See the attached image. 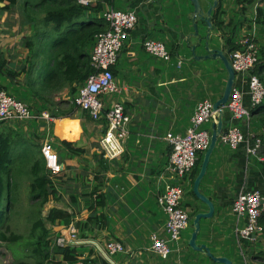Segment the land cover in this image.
Returning a JSON list of instances; mask_svg holds the SVG:
<instances>
[{"label":"crops","instance_id":"1","mask_svg":"<svg viewBox=\"0 0 264 264\" xmlns=\"http://www.w3.org/2000/svg\"><path fill=\"white\" fill-rule=\"evenodd\" d=\"M184 1V8L177 12L170 11L168 15L162 14L163 10L167 8L164 0H130L127 4V9L136 13L137 23L130 32L128 39L123 43L114 66V82L119 92L114 93L116 97L113 100L110 98L106 100L107 107L112 101L120 102L124 112L130 117L129 135L124 144V152L119 157L112 160L103 157L100 141L105 133L106 126L103 123L91 120L80 110H75L76 107L73 104L74 96H71L68 87L58 90H62V96H67L63 103L65 108L62 110V114L57 115L52 112L56 118H54L52 123L53 136L51 135L52 139L50 140L57 143V146L54 145L53 149L58 154L63 167V172L57 175L60 177L64 173L65 186L69 189V192L72 194L78 193L80 197L79 209H76L75 206L72 209L75 211L73 213L74 217L78 215L76 213L77 210H82L81 216L84 215V209L87 208L84 200L85 194L90 193L96 184L91 175L83 177V175L89 173L83 174L84 164L87 162L86 165L89 163L94 166L97 160L105 159L108 161L109 169L102 174L104 184L102 192L105 194L106 199L105 205L101 210L102 213L108 214L109 229L103 230L100 238L102 242L108 239H115L123 244L124 253L128 257L122 260L121 256L120 261L116 262V264H184L181 261L180 252L182 250L187 251L188 248L192 256V264H205L202 261L204 256L210 260L208 264H220L214 262L204 252L191 249L188 246V242L186 244L187 247L182 248L181 246L177 256L172 257L173 251L167 259L160 258L150 250L151 233L153 231H161L166 219V216L164 218L163 215L165 213L156 203V198L166 184L177 180H175V174L169 168L168 157L171 148L164 140V137L168 132L183 134L190 126L193 115L192 106H196L197 102L200 101H194L191 93L192 87L196 82L198 84L195 90L199 89V81L202 78L198 70V73L191 72L192 69H198L196 64L190 61L192 59L187 61L190 64L187 67L186 74L181 72L177 76L174 75L172 70L180 68V62L183 59L180 58L177 66L166 63L171 62L172 57H178V51L176 49L175 52L174 47H178L177 44L180 43L182 38L185 39L188 47L197 41H190L192 37H189V35L193 32L191 31L189 19L190 29L183 26L180 13L186 12V15H188L192 9L190 3L187 0ZM102 4L101 13L108 7L113 6L115 8L114 0H110L109 3L103 2ZM95 5L96 3L90 7ZM206 8L207 6L205 5L204 10ZM4 14L7 16V13ZM169 21L171 22L170 24ZM5 25L8 27L12 26V24L8 25V23H5ZM204 27H206L205 24ZM150 32L151 34L153 32L163 34L167 39L176 40L179 37L177 43L171 41L169 60L165 61L155 58L145 51L143 41L151 39L148 36ZM3 33L6 34L7 32L4 31ZM187 37H189L188 40ZM22 39L25 40L26 37L23 36ZM215 43L218 45L217 40ZM197 50H201V48ZM27 55L28 51L21 58L20 63L22 64L20 67L24 64ZM5 63L4 58H0V65L2 64L0 69L1 76L7 73V69L15 67L14 62H9V67H6ZM117 64L119 66L116 69ZM39 71L41 70L38 60L35 74ZM0 79L4 84H8L10 89L12 88V83L7 78L1 77ZM29 99L36 110L38 108H46L44 107L45 105L40 104L33 98ZM60 101L63 102V100ZM62 102L59 103L62 104ZM35 112H40V110ZM70 112H73L72 116L65 115ZM226 119L227 121H225ZM222 120L223 127L232 125L228 113L227 118L226 115H223ZM254 120L252 117L249 129H251V132L259 134L262 129L253 124ZM3 123L5 122H0L2 125ZM39 123H35V134L33 135L36 136V140L40 139V144H42L45 134H43V126ZM237 126L245 129V124L242 122L238 123ZM8 127L18 131L12 126V123H8L7 126L3 125L5 129ZM209 130L211 132V128ZM59 132L63 135L59 134ZM62 140L74 143L76 147L82 148L84 153L79 156L69 155L67 150L59 144ZM238 151L219 142L216 143L210 157L209 168L199 185V192L209 198L214 206L213 219L200 220V230L196 238L197 244L201 228L206 225L199 245H204L215 257L228 258L232 264V258L235 255L232 252H224L225 244L234 242L235 245H238V248H241L234 231L237 220L232 212V204L242 190L249 189L248 187L252 185H259V182H255L259 181L256 173H259V168H257L256 163L263 161V157L259 156V153L254 155L257 157L249 158L251 155L246 154L244 148L240 147ZM254 159L255 163L253 164ZM251 168L256 172H251ZM191 175L184 177L183 181L188 186L190 185L192 189L193 178ZM197 209L196 213L207 211V207L205 211ZM207 221H209L208 224ZM104 231H107L106 235L103 234ZM55 234L57 235V233ZM93 238L88 237L86 239ZM87 246L85 244V246L78 248L82 251L78 264H83L86 258L96 259L94 256H89L90 252ZM239 256H242V253ZM239 256L236 254L237 259ZM90 264L99 263L91 262Z\"/></svg>","mask_w":264,"mask_h":264},{"label":"trees","instance_id":"2","mask_svg":"<svg viewBox=\"0 0 264 264\" xmlns=\"http://www.w3.org/2000/svg\"><path fill=\"white\" fill-rule=\"evenodd\" d=\"M222 1L217 0V5L212 11L210 22L212 29H225L226 25L230 27V30L228 29L224 33L226 37L223 40V46H225L224 49L231 52L237 49L235 41L232 40L236 26L241 28L244 25L242 20L247 21L245 13L249 7L254 6L253 21L257 26L264 29V0H236L235 3L239 5V13L237 14L233 10L232 12L240 19L238 21L236 17L233 20H228L225 26V21L221 18V15L225 13V11L221 10ZM106 2L109 3L110 0H106ZM0 3H5L4 6H0V17L4 13L20 12L25 19L23 23L30 24L31 29H34V34L29 39L26 38L24 40L25 47L28 49V55L24 64L18 71L7 69L6 74L0 75V78H7L12 83V88L10 89L8 84H4L0 79V90H4L11 96L12 94H16L27 97L28 94L29 98H33L34 100L36 94H39L43 105L50 101L45 96L47 93L58 91L63 87H68L69 93L73 97L76 94L77 87L85 82L87 76L92 71L90 67V54L97 35L105 32L108 28L107 22L104 21L102 15H99L103 8L102 2H98L94 7L89 8L79 6L75 0H0ZM235 21L238 22L237 25ZM250 23L248 22V29L251 27ZM258 50V62L254 73L264 84V49L259 48ZM40 57L41 62L39 66L41 71L35 74V60L38 61ZM32 72L34 75L29 78ZM21 73H24L27 77L26 85L28 90H26V93H21L19 91L21 87L15 85L13 82ZM112 73H114V67L112 68ZM15 98L17 97L15 96ZM17 99L22 101L19 98ZM72 114L73 112H70L65 115L70 117ZM224 115H226V112H224ZM252 116L255 119L254 122L257 123L256 126L262 129L257 136L261 141V149L258 155L263 157V161L256 163L259 173L251 168V172H256L259 179L258 181L255 178L257 181H254L259 182L258 184L260 185L264 180V100L258 109L252 113ZM4 129L0 132V246L2 244L18 246L15 249H11L14 259L13 264H77L82 251L72 246L64 247L56 245L55 239L59 234L55 236L54 243L51 244L48 239L49 231L47 232L44 228L42 220H37L33 224L27 237L12 233L7 235L3 231L4 225L10 219L8 217L7 222L1 225L6 215L10 211H15L14 214L17 213L18 190L20 191L25 182L27 185L24 187L30 190V198L38 201L40 208H44L50 201V196H55V185L50 178L52 173L46 167L45 160L41 154L42 144L37 142L36 139L35 142L25 140L21 135L15 134V130L11 127ZM18 140H24L27 143L23 145L24 149L18 162L13 163L10 157L11 146ZM59 143L67 150L69 155L79 156L84 153L82 148L76 147L72 142L62 140ZM202 157L203 154L198 159L199 161L195 169L191 172L192 183L199 172ZM59 163H61L60 158ZM252 163H255V159ZM86 167L89 170L84 169L83 174L89 173L83 175V177L92 175L96 184L90 193L85 194L86 209L90 213L88 218L83 221V226L81 225V221L75 224L80 232V236L84 238L95 237L97 232L109 229L108 214L102 213L101 210L105 205L106 199L105 194L102 192L104 187L102 174L106 173L109 169L108 161L100 159L95 161L94 166L88 163ZM17 175H24L26 179L23 180V176L20 178L22 181L20 179L16 180L15 177ZM257 187L252 185L248 188L254 189ZM71 202L77 203V198L74 196L71 198ZM97 212L101 213L97 214ZM195 214L196 212L193 215L195 216ZM73 218V213L59 211L52 207L42 219L51 225H54L57 221H61L67 226ZM165 223L166 221H164L163 228ZM259 223L263 227L262 236H264V212ZM262 236L259 238H262ZM257 239L253 242L259 241ZM248 242L251 243L250 241ZM89 252V256L91 257L93 253L92 249ZM29 260L33 262L30 263ZM113 260L115 262L120 261L116 258ZM261 260L264 261V255H262ZM91 262L109 264L105 260L98 258H86L83 264H90Z\"/></svg>","mask_w":264,"mask_h":264},{"label":"built area","instance_id":"3","mask_svg":"<svg viewBox=\"0 0 264 264\" xmlns=\"http://www.w3.org/2000/svg\"><path fill=\"white\" fill-rule=\"evenodd\" d=\"M76 1V0H75ZM86 4L84 0H77ZM102 18L107 22L108 29L97 35L95 44L90 54L91 73L87 76L84 84L79 87L77 97L73 104L82 112H87L95 121L106 124V131L101 138L100 145L103 157L108 160L119 157L124 152V144L129 135L130 117L125 114L120 102L113 101L104 111L103 95L119 92L112 73L123 43L128 39L130 32L135 28L137 17L134 12L120 11L109 8L104 11ZM249 35H244L235 41L237 49L229 52L228 59L233 71L238 75L237 88H233L227 100L226 110L232 125L223 127L217 137V142L237 150L244 148L246 154L256 155L261 147L259 138L252 133L243 132L236 122L242 121L248 126L252 113L244 107L243 98L248 96L253 110H257L264 100V84L254 73L258 62L259 50ZM143 48L155 58L168 60L169 54L162 42L152 39L143 41ZM212 102L204 101L194 109L190 126L183 134L168 132L164 140L170 146L171 152L168 157L169 168L178 177L189 175L195 168L198 155L209 144V132L201 125L205 121L214 120ZM26 105L16 99L7 96L0 91V122L18 120L21 122L35 119ZM41 119L54 121L48 113H43ZM211 133V132H210ZM41 154L46 167L53 175L61 172L56 153L53 151L49 140L42 142ZM183 188L177 184H166L157 196L159 207L167 216L164 228L160 232H152L150 236V250L162 259H167L171 253L169 241L177 242L180 233L189 224L188 212L181 206ZM232 212L236 217L235 235L239 244L242 240L259 238L263 234V227L259 221L264 212V181L260 187L244 189L234 199ZM245 222L240 228L238 222ZM58 242L59 246H70L77 242L74 230L69 231ZM255 239V240H256ZM253 240V241H255ZM94 249L100 259L109 264H116L112 257L124 252L123 244L116 240H107L103 243L94 242Z\"/></svg>","mask_w":264,"mask_h":264},{"label":"rangeland","instance_id":"4","mask_svg":"<svg viewBox=\"0 0 264 264\" xmlns=\"http://www.w3.org/2000/svg\"><path fill=\"white\" fill-rule=\"evenodd\" d=\"M84 1L86 4L79 3L77 0H76V3L81 7L89 8L90 6L94 5V3L106 2V0H84ZM209 1H211V0H209ZM235 1L236 0H223L222 1L221 10L225 11V13L223 15H221V18L226 22V23L224 22V26L227 24L228 20H233L237 17L236 15H234V12H232V10L235 11L237 14L239 13V5L237 3H235ZM129 2H130V0H114L115 8L113 6H111V7H108L107 9L113 8L114 10L134 12L133 10L127 9V4ZM200 2H201V6L205 8V5H206L205 0H200ZM164 3L167 6V8L163 10V13H162L163 15H168L170 11L171 12H177L180 9L185 7L183 5L185 3L184 0H164ZM125 9H127V10H125ZM254 11H255L254 6H251L247 9V11L245 13V16L247 15V21L242 20L244 25L241 28L239 26H236L235 34H234L232 40L237 41L240 37H242L244 35H249L253 38L252 40L256 41L254 43L256 49H259V48L264 49V29L260 26H257L255 24V22L253 21V18H254L253 16L255 13ZM88 12L91 13L90 11H88ZM103 13H104V11H103ZM103 13L100 12L99 15H101ZM180 14H181V17L183 20V26L190 29L189 20L187 18L186 12L185 13L181 12ZM135 15H136V13H135ZM239 19L240 18H238V21H239ZM24 20H25L24 16L21 15L20 12L7 13V16H6V14H4V15H2V17L0 19V53H1L0 58H2V57L4 58V60L6 61V63H5L6 67H9L8 66L9 62H14L15 67L13 69L15 71L19 70V67L22 64V63H20V60L25 54H27V51H28V49L23 44L24 39H22V37L25 36L27 39H29L34 34V29H31L30 24L23 23V22H25ZM248 22H251L250 23L251 27L249 28L250 30L247 28V26L249 25ZM5 23L12 24V26L8 27L5 25ZM170 23L171 22L169 21V24ZM235 23L237 25L238 22L235 21ZM197 28H199V32H198L199 35L198 36L202 37V39L205 38L207 32L209 31L211 39H214V42H216V40L218 41L219 39H221L222 44L224 43L223 40H225V37H226L224 33L226 31H228V29L230 30V27L227 25H226L225 29L215 28V29L207 30V27H204V25L201 22L198 23ZM4 31H6L7 33L6 34L3 33ZM191 31L193 32L192 25H191ZM9 32H10V34H9ZM150 34H151V32H150ZM150 34H148V36L151 39L160 41L164 44L165 49H166V51H168L169 55H171L170 54L171 41H175V43H177L179 41V37L176 38V40H174V39H167L163 34H156L154 32L151 35ZM194 40H196V37H192L190 39L191 42H193ZM177 45H178V47L177 46L174 47V51L176 52V49H177L178 57L174 58L175 57L174 56V57H172L173 58L172 61L170 60L171 62H166L167 64L171 63V64H174L175 66H177L180 58L183 59V60H181L182 62H180L182 65L179 63L180 64L179 66H181V67L178 69L172 70L174 72L175 76L179 75L181 72H184L186 74L187 67L190 64L187 61L192 56L190 48L188 47L184 38H182L180 40V43ZM217 46L218 45H215V47H217ZM223 47H225V46H223ZM196 52H197V54H199L201 52V50H197ZM228 55H229V52L227 53V57H228ZM15 57H16V59H15ZM119 61H121V60H119ZM190 61H192L193 64H196V67L198 68V69H192L191 72L193 71L195 73H198V71H199L200 74L202 75V78H200V81H199V83H200L199 89L195 90L196 85L198 84L196 82V83H194V86L192 87V92H191L193 94L194 101L200 100L197 102L196 106L199 103H202V102L207 101V100L212 102V106H213V103L223 94L226 79H227V74H226V71H225L222 63L218 62V60H211V59L205 60V61H194V59H192ZM40 62H41V57L39 59V63ZM37 64H38V61L35 60V68H36ZM118 66L119 65L117 64L116 69L118 68ZM201 66H203V67H201ZM33 75H34V73L32 72L31 75L29 76V78L32 77ZM26 78L27 77L25 76V74L21 73L20 76H17V78L14 80V83L16 85H18V83H19V86L21 87L19 89V91L21 93H26L27 92L26 90H28V87L26 85ZM238 79H239L238 75L234 72V80H233V84L231 87V92H232L233 88H235V87L237 88L235 83L238 82ZM0 91H3L7 96L12 97V98L16 99L17 101L23 103L24 105H26L28 107V109L32 113H35L34 114L35 119H31V120L29 119V120L24 121V122H21L18 120L7 121V122L3 123L4 126H7L8 123H12V126H14L16 128V130H18V131H15L16 132L15 134L21 135V137H23L27 141L35 142L36 136L33 135V134H35V123L40 122L39 124L41 126H43V128H44L43 134H45V135H44L43 139L45 140L47 138L49 140L52 149L54 148L53 147L54 145L57 146L56 141L50 140V139H52L51 135L53 136V128H51L53 122L41 119V115L43 113H48L51 117L56 118V116H54L53 113L57 114V115L62 114V110H63V108H65V105H63V103L65 102V99L67 97V96H65V97L62 96L63 95L61 92L62 90L61 91H52V92L47 93L45 96L50 101L46 102L44 104L45 105L44 107H46V108H42V109L38 108L37 109V110H40V112H35L37 110H36L35 106L31 104V101L28 99L29 98L28 94H27V97H28L27 98V97H23L21 95H16V94H12V93H11L12 94V96H11V95L7 94L4 90H0ZM231 92H230V94H231ZM15 96L17 98L21 99L23 102L18 100L17 98H15ZM115 97H116V94H109L106 96L105 101L109 98L113 100ZM35 100L37 102H39L40 104H43L41 101L42 98L40 97L39 94H36ZM60 100H63V102ZM58 102H62V104H60ZM69 103H70V101H69ZM106 104H107V102H106ZM243 104H244V107L246 109H248L250 112L255 111L252 108L251 101H250V98L248 96H245L243 98ZM226 105H227V102H226V104H224L222 106V109H223V115H224V112H226V118H227V110L225 108ZM196 106L195 105L192 106L191 110L193 113H194V109L196 108ZM61 107H62V109H60ZM75 110L78 111L80 109L78 107H76ZM252 117H251V119H252ZM225 121H227V119ZM241 122L240 121L236 122V126L238 123H241ZM242 123H244V122H242ZM211 124H212L211 120H209V121L203 122V124L201 125V128H203L209 132V141H210V136H211V133L209 130L211 128ZM253 124L257 125V123H255V122ZM3 125L0 124V131L3 128ZM29 125H31V127H29ZM238 127L243 132H245V133L250 132V133H252L251 135H253L256 138H259L257 136V134L250 131L251 130V129H249L250 128V122H249L248 126L245 124V129H243L241 126H238ZM27 141L18 140L17 142H15L11 146L10 157L13 160V163L18 162V160L20 159L21 153L24 149L23 145L25 143H27ZM36 141L40 143V139L36 140ZM207 147H206V149H207ZM260 149H261V147H260ZM260 149L258 150V153H259ZM205 150L201 151L199 153L198 159L201 158L202 154L204 156ZM53 151L55 152L54 149H53ZM56 155H57L58 162H59V156L57 153H56ZM254 157H257V156H254V155L249 156V158H254ZM86 163L84 164L85 165L84 169L89 170L86 167ZM59 164L61 166V163H59ZM62 168L63 167L61 166V169ZM189 175H187V176H189ZM23 176L24 175H17L15 177V179L16 180L20 179ZM64 176H65L64 173L60 177H58V175L57 176L52 175V174L50 175V178L55 185V196H53V197L50 196V201L44 206V208H40L39 202L32 200L30 198L31 197L30 190H28L27 187H24L27 185V183L25 182L24 183L25 185L22 186L20 191L18 190V202H17L18 208L16 207L17 213L14 214L15 211H10L6 215V217L4 218L1 225L6 223L9 218L10 219H9L8 223H6L4 225L3 231H5L7 235L12 233V234H17V235L27 237V235L30 233V229L33 226V224L37 220H42L44 228L47 230V232L49 231L48 239L51 242V244L54 243V238L56 236L55 233L59 234V235H57L58 242H59L61 239H63L64 235L68 234L70 236V233H69L70 230H74L76 237H78V240L74 244H70V246L80 248V247L85 246V244H86V245H88L87 246L89 248L88 250L92 249V251H93L92 256H94L95 258H98L99 255L94 250V249H97L94 242L99 241L100 243H103L102 239L100 238L102 235V231L97 232L96 236L93 239H86V238L80 236V232L75 225L76 222L81 221V225L83 226V221L86 220L90 214L87 209H84L85 211H84L83 216H81L83 213L82 210H77L76 213L78 215H76L72 219L70 224L67 226H65L63 224V222H61V221H57L54 225H51L49 222H44L42 219L46 215L47 211L52 207L58 209L59 211H61V210L66 211L67 213H70V212L74 213L75 211L72 210L74 206L76 209L78 208L80 197H79L78 193L72 194L71 192H69V189L65 186L66 182H64V179H63ZM56 177H58V178H56ZM25 179H26V177L24 176L23 180H25ZM183 179H184V177L175 176L176 182L172 181V184L180 185L183 188V195L181 197V206L185 210L187 209L188 214H190L189 224L184 230L181 231L180 238L177 240V242H174V241L168 242V246L171 249L170 255L174 251L172 257H175L178 255L177 252H179L178 250L181 248V246H182V248L187 247L186 244H187V242L190 238V235L192 233L191 223L193 220V212L196 211V208H198L197 210H199V211H205L206 210V205L203 202L199 201L198 199H195L196 197L194 196V194L191 193L192 192L191 186L190 185L188 186V184L185 183L183 181ZM262 182H261V184H262ZM261 184L258 185V187H260ZM74 196L77 198V203L71 202V198H73ZM53 200H56V201H53ZM98 213H101V212H97V214ZM163 215L165 218L166 215L165 214H163ZM166 219H167V216H166ZM166 219H165V221H166ZM211 219H213V217L209 218L208 220H211ZM203 221H206V220H203ZM203 221H202V224H203ZM208 222L209 221H207V224H208ZM244 225H245V222L241 219L239 222V227L242 228V227H244ZM205 226L203 225L201 228V232H200L198 239H197V242H198L197 245L200 244L201 236L204 234V230L206 229ZM148 229L150 231V227ZM39 231H40V229H39ZM234 231H235V229H234ZM106 232L107 231H104L103 234L106 235ZM255 239L256 238L248 239L251 243L244 242L242 240V243L240 244L241 248H238V245L237 244L235 245L234 242H230V243L227 242V244H225V246H224V249H225L224 252L225 253L226 252H232L235 255V257L232 258L233 264H264V261L261 260L262 255H264V236H262V238H258L257 240H259V241L253 242V240H255ZM55 240H57V239H55ZM108 240H110V239H108ZM112 240H115V239H112ZM150 244H151V242H150ZM8 245L9 246H7V244H2L0 246V264H13V262H14L11 249H15L18 246H14L13 244H8ZM124 252H123V254L121 253V254H118V255L112 257V259L116 258V259L120 260L121 256H122V260L126 259V257H128V256ZM180 253H181L180 258H181L182 263L192 264V260H191L192 256L190 254L189 248L187 249V251L182 250V252H180ZM241 253H242V256H239V255H241ZM236 254L239 256L238 259L236 257ZM257 256H259V257H257ZM79 258H80V256H79ZM79 258H78V261H79ZM202 261H203V263L208 264L210 260L204 256V257H202ZM29 262L32 263L33 261L29 260ZM77 264H78V262H77Z\"/></svg>","mask_w":264,"mask_h":264},{"label":"water","instance_id":"5","mask_svg":"<svg viewBox=\"0 0 264 264\" xmlns=\"http://www.w3.org/2000/svg\"><path fill=\"white\" fill-rule=\"evenodd\" d=\"M191 5V11L187 15V18L190 20L191 25L193 27V33L189 35V37H196V43L189 46L191 51V58L195 61H205V60H218V62H221L226 74L227 79L224 87L223 94L213 103V111L215 112V117L211 125V136L210 141L207 149L204 152V156L202 158V162L200 164L199 172L197 176L194 179L193 185H192V193L194 196L203 202L206 207V212H198L195 214L194 219L192 221V233L188 240V246L195 250V251H202L204 252L209 258H211L214 262L220 263V264H232L231 261L226 257H215L210 252L209 249L206 248L204 245H197L196 244V238L197 234L200 230V220L201 219H208L213 216L214 213V206L209 198L204 196L199 192V185L202 181L204 175L207 172L208 164L210 161L211 154L216 146L217 143V137L220 134L222 127H223V109L222 106L226 104L230 92L231 87L234 80V72L231 68L230 62L227 57L228 50H225L223 47V44L221 42V39L218 40V46L215 47L216 43L214 42V39H211L209 31L207 32L204 39L202 37L198 36V28L197 25L199 22H201L203 25L208 28H212L211 26V15L213 9L217 5V0H205V3L207 5V9L204 10V8L201 6L200 0H187ZM0 6H3L2 3H0ZM187 37V40L188 38ZM201 48V53L197 54V49Z\"/></svg>","mask_w":264,"mask_h":264},{"label":"bare ground","instance_id":"6","mask_svg":"<svg viewBox=\"0 0 264 264\" xmlns=\"http://www.w3.org/2000/svg\"><path fill=\"white\" fill-rule=\"evenodd\" d=\"M84 83H82V84H80L78 87H77V91H78V89H79V87L80 86H82ZM77 91H76V94H75V96H74V102H75V99H76V97H77ZM109 94H111V93H107V94H105V95H103L102 96V98H103V100H104V104H105V106H104V111H107L108 110V107L106 106V101H105V98H106V96L107 95H109ZM83 113H85L91 120H94V119H92L90 116H89V114L87 113V112H83ZM95 121V120H94ZM96 122H100V121H96ZM59 134H61V135H63L61 132H59ZM65 136H67V135H65ZM191 175V174H190ZM244 242H248L249 240H243Z\"/></svg>","mask_w":264,"mask_h":264},{"label":"clouds","instance_id":"7","mask_svg":"<svg viewBox=\"0 0 264 264\" xmlns=\"http://www.w3.org/2000/svg\"><path fill=\"white\" fill-rule=\"evenodd\" d=\"M105 131H106V130H105ZM197 162H198V160H197ZM195 167H196V166H195ZM61 172H62V169H61ZM61 172H60V173H61ZM60 173H58V174H60ZM52 175H53V174H52ZM56 175H57V174H56ZM188 215H189V214H188Z\"/></svg>","mask_w":264,"mask_h":264},{"label":"flooded vegetation","instance_id":"8","mask_svg":"<svg viewBox=\"0 0 264 264\" xmlns=\"http://www.w3.org/2000/svg\"><path fill=\"white\" fill-rule=\"evenodd\" d=\"M212 1V0H211ZM207 9V8H206Z\"/></svg>","mask_w":264,"mask_h":264}]
</instances>
